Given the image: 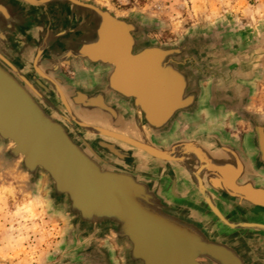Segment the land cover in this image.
Wrapping results in <instances>:
<instances>
[{"label": "water", "instance_id": "obj_1", "mask_svg": "<svg viewBox=\"0 0 264 264\" xmlns=\"http://www.w3.org/2000/svg\"><path fill=\"white\" fill-rule=\"evenodd\" d=\"M164 26L97 0H0V170L23 175L31 193L43 187L52 212L67 222L64 252L78 264H118L116 257L122 264H264V117L251 110L258 67L241 60L230 21L189 27L172 42L157 38ZM79 67L89 82L70 75ZM102 99L120 113L121 145L110 140ZM127 107L131 119L150 110L153 136L171 134L177 119L199 125L231 117L247 125L244 145L256 154L259 176L246 175L235 142L202 153L196 145L205 132L175 148L140 146L148 155L142 158L127 155L139 148L122 134ZM164 111L172 116L158 118ZM212 157L231 160L237 176L263 187L242 192L206 176L245 211L223 214L213 206L228 226L222 232L185 206L179 215L164 211L158 182L140 178L165 171L157 161L170 172L183 168L201 188Z\"/></svg>", "mask_w": 264, "mask_h": 264}, {"label": "rangeland", "instance_id": "obj_2", "mask_svg": "<svg viewBox=\"0 0 264 264\" xmlns=\"http://www.w3.org/2000/svg\"><path fill=\"white\" fill-rule=\"evenodd\" d=\"M97 1L113 7L119 12L136 11L144 16L160 19L165 26L157 38L162 42L175 41L192 26H210L218 21L233 23L238 33L234 39V47L243 51L241 60L244 63L254 64L259 70L255 81V95L251 110L264 117V0ZM70 75L80 82L86 83L91 80V74L82 67ZM161 88L163 89L162 93L166 94L167 91L163 87L159 88V92H161ZM101 101L110 109L111 125L107 127L112 135L110 140L113 145H121V142L116 139V134L121 133L120 127H116L117 116L120 113L113 101L103 99ZM147 106L151 107L148 102ZM132 109L127 107V116L122 114L123 116H120L122 118L119 120L122 128L124 123L130 124L127 127L128 131H126L128 133L125 134L122 129V134L132 136L139 145V148L128 146L127 155L139 156L140 158L148 156L140 148L144 145L168 149L179 147L182 144L181 140L173 137V135L166 137L164 143H159L157 137L163 139L167 134L153 137L154 132L146 125L150 110H146L145 115L140 111L137 119L133 116L131 119L129 116ZM164 112L167 113V111ZM166 113L158 118L167 119L170 118L168 116H172L171 113ZM210 124H218V128L222 130L229 128L230 135L235 139H241L247 127L243 123L234 121L231 117L214 123L205 121V123L197 126L205 128L209 127ZM197 126L192 125L190 129ZM130 129H134L132 135ZM218 145L215 139L203 137L196 146H200L202 153H204L205 151L217 150ZM212 158L214 159L213 172L203 171L202 182H205L206 176L212 173L214 179L218 178L219 181L225 179V182L231 187L238 188L242 192L257 188V185L249 184L241 174L237 176L232 171L231 160ZM216 166L224 169V173L217 172ZM143 177L141 179L144 180ZM25 180L23 175L14 170L6 172L0 170V264H78L74 255L64 252L63 238L67 222L52 212L46 201L43 187H39L36 193H31L24 185ZM160 203L161 208L166 212L169 211L171 215H175V211L176 215H179L183 208V201H179L176 196H170V198L161 196ZM191 217H194V212H192ZM202 221L207 224L205 215H202ZM112 247L114 248L113 245ZM114 251L117 256L118 251L115 248ZM116 261L118 264H122L118 257H116Z\"/></svg>", "mask_w": 264, "mask_h": 264}, {"label": "flooded vegetation", "instance_id": "obj_3", "mask_svg": "<svg viewBox=\"0 0 264 264\" xmlns=\"http://www.w3.org/2000/svg\"><path fill=\"white\" fill-rule=\"evenodd\" d=\"M200 117H204V115L202 114ZM189 122H187L185 119H177L176 123H174V131L171 134L163 137V139L161 137H157L159 139L158 142L164 143V139L168 136L171 137L172 135L178 140H181V142L186 140L188 141L192 138L198 137L203 132L207 133V137L215 139L218 144H227L228 146H231L230 144H228V142H235L237 144L236 148H238V152L240 154L242 153V160L247 166L246 175H252L254 177L259 176L257 172H255L251 164V159L255 158L256 154L250 149L247 150L246 145H244L245 137L250 131V128L248 126L246 127L242 138L235 139L230 135L229 128H227L226 130H222L218 128V124H210L209 127L201 128L196 124L197 127H195L194 129H190L192 127V124H190ZM152 164H155V166L157 167L164 168L165 171H163L162 173H144L140 176V178L144 176L143 178H145L144 180L146 181L158 182L157 189L160 190L163 197H178L179 201H183V207L185 206L187 208H190L192 210L191 212H194V214L200 217V220H202V215H205L206 223H212V225L214 226H216V224L218 223V229L221 232L224 228H228V226L223 224L216 216L213 206L216 210L221 211L223 214H226L227 211H229L230 213L236 212L237 214H241L245 217V211L240 209L239 203L234 202L226 192L220 191L218 187H215L207 179L205 182L201 183V185H203L204 187V189L202 190V187H199L198 183L194 180L191 173L186 172L185 170L181 171L179 167L176 168L174 172H170L165 165L157 163V161H153ZM257 185H259L260 188H263L259 183ZM241 205L243 208L247 207L245 203H242ZM251 209L255 208L251 206ZM188 215L191 216L190 213ZM228 220L231 222H235V215L230 216ZM262 232L263 240H261V247L263 249L262 260L264 261V230H262Z\"/></svg>", "mask_w": 264, "mask_h": 264}, {"label": "bare ground", "instance_id": "obj_4", "mask_svg": "<svg viewBox=\"0 0 264 264\" xmlns=\"http://www.w3.org/2000/svg\"><path fill=\"white\" fill-rule=\"evenodd\" d=\"M132 125H133V123H132ZM179 168H180V167H179ZM180 170H181V171H184L183 168H180Z\"/></svg>", "mask_w": 264, "mask_h": 264}]
</instances>
